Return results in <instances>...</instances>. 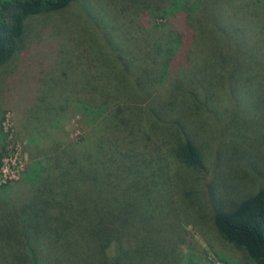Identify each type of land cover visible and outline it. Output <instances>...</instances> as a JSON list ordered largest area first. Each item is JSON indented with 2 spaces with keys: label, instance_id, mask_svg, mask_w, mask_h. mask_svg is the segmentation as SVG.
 <instances>
[{
  "label": "trees",
  "instance_id": "trees-1",
  "mask_svg": "<svg viewBox=\"0 0 264 264\" xmlns=\"http://www.w3.org/2000/svg\"><path fill=\"white\" fill-rule=\"evenodd\" d=\"M75 1L0 0V65L20 50L30 18ZM79 1L100 37L92 64L100 71L91 80L75 72L74 84L62 83L54 105L45 96L44 106L35 108L37 117L47 114L41 131L47 143L31 153L21 176L0 184V234H15L5 259H35L33 244L41 236L42 250L54 256L83 246L99 264H147L143 255L162 252L163 239L153 229L150 236L137 232L141 209L161 199L174 207L171 196L177 193L191 207V174L203 166L194 128L205 117L235 129L255 117L264 131V110L261 120L256 114L264 109V0H113L138 17V44L131 50L93 2ZM102 56L110 72L102 70ZM135 64L137 73L126 72ZM58 75L66 77V69ZM169 75L174 82L165 86ZM71 107L87 117L95 113L93 123L100 118L80 142L50 134ZM22 108L21 126L27 127ZM228 110L232 114L223 115ZM25 127L40 131L36 124ZM220 170L214 184L224 174ZM222 205L211 216L219 235L251 264H264V185Z\"/></svg>",
  "mask_w": 264,
  "mask_h": 264
},
{
  "label": "rangeland",
  "instance_id": "rangeland-1",
  "mask_svg": "<svg viewBox=\"0 0 264 264\" xmlns=\"http://www.w3.org/2000/svg\"><path fill=\"white\" fill-rule=\"evenodd\" d=\"M90 1L98 7L110 26L119 28L124 35L117 31L121 44L129 47V50L135 49L138 36L134 30L138 17L135 19L130 16L123 8V2L119 6L113 0ZM88 8L91 11V7ZM247 20L252 23L250 18ZM26 28L20 50L5 64L0 65V184L21 176L31 160V153H36L39 146L46 145V135L41 131L45 129L47 114L42 113L39 117L35 115V108L44 106V97L47 96L51 105H54L57 102V92L64 89L63 84H74L75 72H86L88 74H85V78L91 80V75L100 71L92 65L95 56L99 54L100 37L79 0L65 9L33 16L28 20ZM202 38L203 35L198 39ZM40 40H44L40 45L34 44ZM27 50L32 52L27 54ZM99 59L104 61L102 70L110 72L108 58L102 56ZM136 67L138 66L135 64L133 70H130V66L126 72L137 73ZM65 69L67 76L60 77L59 71ZM41 70V75L37 77ZM197 70L198 68L194 70L192 76L198 75ZM173 77L162 82L165 86L171 85ZM35 99L39 104L32 106ZM185 105L187 104L183 107ZM23 106L26 108L24 118L27 124V127L24 124L23 127L36 124L40 128L38 135L21 126ZM263 110L257 109L259 120L262 119ZM68 111L61 127L56 126L50 132L66 142H80L82 138H87L92 126L100 122L99 118L93 123L95 113L87 117L73 107ZM225 114H232V111L223 112ZM254 120L255 117H247L235 129L230 122L216 125L209 117H205L194 128L193 138L201 147L203 166L195 174H191L195 184L189 190L191 207L185 203L188 198L177 193L174 198L171 196L176 200L174 203L177 205L174 207L167 199H161L158 205L141 209L144 214L141 219L143 222L138 221L137 232L150 236L153 229L163 239V246L160 248L162 252L156 249L143 255L142 259L147 264H251L244 251L219 235L211 216L213 210L222 205L221 200L224 207L226 202L235 201L264 185V131L257 127ZM31 135L38 140L31 141ZM95 148L93 147L94 150ZM102 150H99L100 154ZM219 169L224 174L214 184ZM116 194L119 197V193ZM0 228H3L1 222ZM5 232L0 234V255L4 256V259H0V264H12L6 261L5 256L9 254L8 244L12 243L9 239L15 234H4ZM39 237L41 236L37 237V243L33 244L36 258L13 260V264H99L87 255V249L83 246L74 249L75 252L59 250L60 254L54 256L52 252L42 250L41 246L44 244L40 245L43 240ZM125 243L129 244L130 241L125 240ZM114 245L112 243L108 248L111 249ZM39 249L41 253H46L45 257L39 255ZM105 254L110 258L108 251Z\"/></svg>",
  "mask_w": 264,
  "mask_h": 264
}]
</instances>
